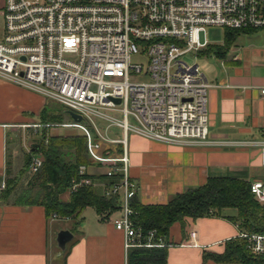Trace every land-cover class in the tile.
Returning a JSON list of instances; mask_svg holds the SVG:
<instances>
[{"label":"built area","instance_id":"2783aa9c","mask_svg":"<svg viewBox=\"0 0 264 264\" xmlns=\"http://www.w3.org/2000/svg\"><path fill=\"white\" fill-rule=\"evenodd\" d=\"M0 14V79L82 116L81 123L45 126L79 129L92 163L106 166L108 177L119 174L103 194L119 199L121 216L113 224L126 250L164 246L162 238L154 241V230L144 235L132 220L129 134L181 146L257 148L264 166V139L209 138L212 85L198 64L182 58L210 44L209 27L264 30V0H4ZM138 53L148 56L145 66L132 61ZM112 127L122 137L110 136ZM115 145L121 153L109 155L106 147ZM41 165L33 156L29 169ZM88 167L78 166L70 192L95 185ZM250 189L264 204V179ZM239 237L253 254H264V235L241 231Z\"/></svg>","mask_w":264,"mask_h":264},{"label":"crops","instance_id":"0c3cea01","mask_svg":"<svg viewBox=\"0 0 264 264\" xmlns=\"http://www.w3.org/2000/svg\"><path fill=\"white\" fill-rule=\"evenodd\" d=\"M209 57L215 59V67L208 75L199 68L212 85L208 90L209 138L264 139V96L260 93L264 86V30L244 31L223 57ZM45 103L36 92L0 79V264H127L131 248L125 249L124 234L113 224L121 216L120 208L100 220L90 207L95 214L90 222L84 221L85 208L75 224L71 218H47L41 205L16 203L28 181V175L21 177L19 171L36 144L24 154V150L19 152V140L24 138L25 129L42 127L35 128L36 133H42V129H49L46 124L58 123H42L40 112ZM33 116L39 120H32ZM127 149L129 178L143 204H165L175 194L202 185L213 176L238 177L250 183L264 179L257 148L181 146L129 134ZM103 167L91 164L88 170L98 176L105 173ZM13 177L19 178L18 187L4 200L2 184ZM105 185L95 180L97 191L103 193ZM69 195L68 190L61 199L67 200ZM225 213L234 214L235 210ZM73 227L76 233L71 231ZM61 229L73 233L65 250L56 241ZM240 232L224 217L188 219L184 228L175 222L169 229L166 264H203L204 252L222 253L225 242L239 237ZM205 264L239 263L209 259Z\"/></svg>","mask_w":264,"mask_h":264},{"label":"trees","instance_id":"16d2710c","mask_svg":"<svg viewBox=\"0 0 264 264\" xmlns=\"http://www.w3.org/2000/svg\"><path fill=\"white\" fill-rule=\"evenodd\" d=\"M249 31V30H245ZM252 31V30H251ZM244 31L225 29L222 44H209L200 54L223 57L233 44L236 37ZM46 104V103H45ZM42 123L58 122L47 121V114L42 108L40 112ZM59 123V122H58ZM45 129L41 138L36 142L33 150L25 156L24 164L19 171V176H28L26 187L16 199L17 204H38L44 207L47 218L75 219L82 211L91 207L100 217L106 220L119 209L117 196L106 197L96 190L94 185L83 186L76 191H71L67 200H62L61 195L68 191L71 180L78 177L79 165L93 164L87 152L86 138L83 135L51 136ZM109 155H119L122 151L119 145L107 146ZM33 155L42 158V165L32 173L29 165ZM92 179L102 180L109 184L119 177L116 174L108 177L105 173L98 176L91 175ZM19 178H7L2 192V198L8 197L17 189ZM250 182L231 176H213L197 187H190L181 193L175 194L165 204H143L135 192L131 194L130 206L134 214L132 220L139 226L145 235L154 230V241L162 238V247H133L129 250L127 264H166L167 240L169 229L175 222L181 223L184 228L186 220L217 216L224 217L235 223L242 232L248 234L264 235V204L257 202L251 193ZM233 209L234 214H226L225 210ZM73 233L77 230L71 229ZM246 238L236 237L225 242L222 253L204 252L203 264L207 260L215 262H235L239 264H264V254L255 255L247 247Z\"/></svg>","mask_w":264,"mask_h":264},{"label":"rangeland","instance_id":"374dc122","mask_svg":"<svg viewBox=\"0 0 264 264\" xmlns=\"http://www.w3.org/2000/svg\"><path fill=\"white\" fill-rule=\"evenodd\" d=\"M4 5V0H0V10ZM3 32V17L0 14V36L2 35ZM225 33V28L218 26V27H209L207 30V38L209 40L210 44H220L223 41ZM184 61H187L188 63H196L199 65V68L205 72L206 75H208L209 71L214 68V63L215 59L213 57L205 56L203 54H200V52L196 55L194 54H187L184 55L183 57ZM132 61L134 63L146 65L148 62V56L144 54H135L132 57ZM38 94V93H36ZM39 96H42L39 94ZM45 101L47 102L45 105H43V108L47 114V121L49 120H55L58 121L59 123H71L73 120L67 113V108L64 106L51 101L49 99L44 98ZM32 120L38 121L39 117L38 116H33ZM85 123V122H83ZM99 128L101 131H103V128L105 124L102 122H97ZM44 127V126H43ZM35 128H42V127H32L30 130L25 129V136L21 140H19V144L22 145V149L19 150V152L23 151L24 154L28 153L26 149H29L30 145L35 144L38 142V140L41 138V133H36ZM49 129H45V133L51 136H71V135H83L82 132L77 129V128H63V127H48ZM43 131V129H42ZM110 136H116L117 138L122 137V132L120 129L116 127H112L110 129ZM91 160V159H90ZM92 162V161H91ZM102 169H107V167H103ZM31 173L28 172L27 175L29 176ZM61 197V196H60ZM84 221L90 222L93 221L95 218L94 211L89 207L85 209L84 213Z\"/></svg>","mask_w":264,"mask_h":264},{"label":"water","instance_id":"95a60500","mask_svg":"<svg viewBox=\"0 0 264 264\" xmlns=\"http://www.w3.org/2000/svg\"><path fill=\"white\" fill-rule=\"evenodd\" d=\"M117 102H119V100H117ZM67 113L69 114V116L72 118V120L75 123H81L82 122V116L80 114H77L71 110H67ZM72 239H73V233L70 230L61 229L57 233L56 241H57L58 247L61 250H65L67 243L70 242Z\"/></svg>","mask_w":264,"mask_h":264}]
</instances>
